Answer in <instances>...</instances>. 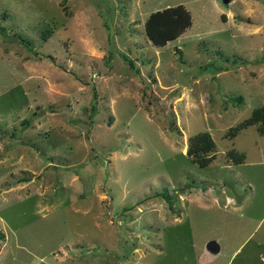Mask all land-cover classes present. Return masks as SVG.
Returning a JSON list of instances; mask_svg holds the SVG:
<instances>
[{"label":"rangeland","instance_id":"obj_1","mask_svg":"<svg viewBox=\"0 0 264 264\" xmlns=\"http://www.w3.org/2000/svg\"><path fill=\"white\" fill-rule=\"evenodd\" d=\"M262 104L264 0H0V264H264Z\"/></svg>","mask_w":264,"mask_h":264},{"label":"trees","instance_id":"obj_2","mask_svg":"<svg viewBox=\"0 0 264 264\" xmlns=\"http://www.w3.org/2000/svg\"><path fill=\"white\" fill-rule=\"evenodd\" d=\"M190 24L191 16L189 11L182 3H177L150 11L144 19L143 31L151 42L160 45L178 36ZM122 57L127 59L130 65L133 64V61L127 58L126 55L123 54ZM228 99L233 103H239L242 101V95H231ZM249 124H255L258 132L264 134V104L252 108L246 118L229 127L227 132L233 135L235 131ZM213 144L214 142L207 131L197 132L189 137L185 154L195 158L194 160L198 165H205L212 158L206 155V151L211 150ZM242 156L243 153H234V151L230 154V157L235 162H240ZM0 238H3L1 230Z\"/></svg>","mask_w":264,"mask_h":264},{"label":"water","instance_id":"obj_3","mask_svg":"<svg viewBox=\"0 0 264 264\" xmlns=\"http://www.w3.org/2000/svg\"><path fill=\"white\" fill-rule=\"evenodd\" d=\"M225 2H227L228 0H224ZM213 243V242H212ZM213 246L216 247V245L213 243Z\"/></svg>","mask_w":264,"mask_h":264},{"label":"crops","instance_id":"obj_4","mask_svg":"<svg viewBox=\"0 0 264 264\" xmlns=\"http://www.w3.org/2000/svg\"><path fill=\"white\" fill-rule=\"evenodd\" d=\"M162 8V7H161Z\"/></svg>","mask_w":264,"mask_h":264}]
</instances>
